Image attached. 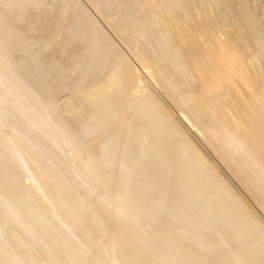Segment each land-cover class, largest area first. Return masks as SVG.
Here are the masks:
<instances>
[{"label":"bare ground","instance_id":"obj_1","mask_svg":"<svg viewBox=\"0 0 264 264\" xmlns=\"http://www.w3.org/2000/svg\"><path fill=\"white\" fill-rule=\"evenodd\" d=\"M85 3L0 0V264H264V0Z\"/></svg>","mask_w":264,"mask_h":264},{"label":"rangeland","instance_id":"obj_2","mask_svg":"<svg viewBox=\"0 0 264 264\" xmlns=\"http://www.w3.org/2000/svg\"><path fill=\"white\" fill-rule=\"evenodd\" d=\"M80 1H81L84 5L86 4V3H85L86 0H80ZM85 6H86V5H85ZM87 6H88V5H87ZM88 9H89V11H90L91 13H93L92 10H91L89 7H88ZM93 16L96 17L95 14H94ZM189 132H190V131H189ZM189 134H190V135L193 134L192 136H193L194 138L196 137V135H195L192 131H191ZM194 135H195V136H194ZM193 137H192V140H194ZM197 139H198V138L196 137L194 143L196 144V146L198 147L199 150H200V149L203 150L202 146L200 145V142H199V144H198V141H199V140L197 141ZM202 153H204V151H202Z\"/></svg>","mask_w":264,"mask_h":264}]
</instances>
